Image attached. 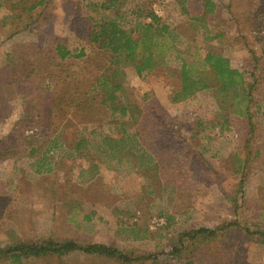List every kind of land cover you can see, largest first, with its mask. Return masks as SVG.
Here are the masks:
<instances>
[{"label":"rangeland","instance_id":"374dc122","mask_svg":"<svg viewBox=\"0 0 264 264\" xmlns=\"http://www.w3.org/2000/svg\"><path fill=\"white\" fill-rule=\"evenodd\" d=\"M94 1L46 0L30 14L21 4L0 7V247L70 238L136 257L120 263L71 252L21 264H264V0L117 5L147 3L173 31L169 46L155 44L149 73L123 66L116 76V103L131 104L155 158L129 137L133 117L110 116L85 93L112 66L84 38L90 23L112 16ZM57 43L84 55L60 60ZM208 51L242 72L247 102L240 86L220 89L202 61ZM182 63L208 87L179 98ZM244 105L248 117L232 112ZM198 228L215 234L181 235Z\"/></svg>","mask_w":264,"mask_h":264},{"label":"trees","instance_id":"16d2710c","mask_svg":"<svg viewBox=\"0 0 264 264\" xmlns=\"http://www.w3.org/2000/svg\"><path fill=\"white\" fill-rule=\"evenodd\" d=\"M122 0H102L90 2L89 5L96 9H104L112 12L111 17H107L101 20L99 23H90L87 35L84 37L90 44L95 45L98 49L102 50L109 57L110 63L101 68L98 73L94 75L87 83V89L85 93L89 95L91 105L94 104L95 107L100 109L105 108L109 111L110 116L113 113L118 112L122 116L133 117L135 130L131 133L130 138L134 139L140 146H144L145 150H149L151 157L155 155L152 150L154 147H149L146 140L143 141L141 136V131L138 128L137 118L133 113L131 104L129 105H117L118 96L116 92L122 90V84L117 81V74H121L123 66H130L137 73V75H142L143 72L149 73L154 64L156 63L154 58V47L155 44L163 41V46H169L166 43V39L173 36V31L164 23L157 13L144 2L131 3L130 6H126L121 10L118 8ZM46 0H0V7L7 5L8 10L12 11L17 4H21V9L26 13L30 14L38 6L44 5ZM125 4V0L121 3L122 7ZM209 4L208 0L205 3V7ZM118 5V6H117ZM206 10V8H205ZM124 17L128 18V23H125L122 19ZM195 19L200 20V17L195 16ZM200 24H202L200 20ZM29 21L21 27H28ZM55 54L60 60L67 58L68 56H74L79 58L84 55L83 50H79L74 55L66 50L62 44L57 43L55 45ZM202 61L207 64L210 69L215 73L216 78L220 82V89L223 92H227L233 86H240V90L243 93V101L247 102V90L244 81V76L241 71L230 67L228 59L219 54H214L212 52H206ZM193 64L182 63L180 68V79L181 86L177 91V96L179 98H185L188 95L193 94L196 90L207 88V84L204 82L201 75H198L193 70ZM194 72V77L190 75ZM49 82V81H47ZM97 92H101L99 98H95ZM235 103H239L238 100ZM237 116L248 117L250 113L247 105H244L240 110L233 109L232 111ZM154 115H152L153 117ZM140 118V117H139ZM159 120L157 117H155ZM159 122V121H158ZM161 122V121H160ZM159 122V123H160ZM168 124V123H166ZM167 127L169 126L166 125ZM154 138V137H153ZM155 144V138L150 141ZM244 149H242L243 152ZM202 153V149L200 150ZM249 149L246 153H243L242 160H246L250 155ZM155 158V156L153 157ZM152 159V158H151ZM236 159H241L237 157ZM156 160L152 159L154 163ZM242 163V162H241ZM215 232L209 228H198L189 229L184 232L183 236L189 239H194L196 236H202L209 238L214 236ZM264 235V231H261ZM71 252H78L84 255L100 256L110 258L117 262H130L135 260L136 257H132L119 250L118 248L98 243H79L74 239H52V238H35L31 240H18L12 244L0 247V259L10 260V262H15L21 264L24 259L27 258H41L49 255L55 257H62ZM190 264V263H188Z\"/></svg>","mask_w":264,"mask_h":264},{"label":"built area","instance_id":"2783aa9c","mask_svg":"<svg viewBox=\"0 0 264 264\" xmlns=\"http://www.w3.org/2000/svg\"><path fill=\"white\" fill-rule=\"evenodd\" d=\"M158 224H162L163 223V220L162 219H160V220H158V222H157Z\"/></svg>","mask_w":264,"mask_h":264}]
</instances>
